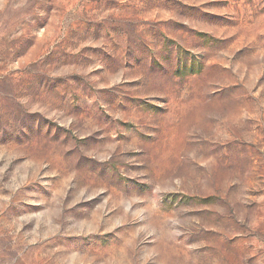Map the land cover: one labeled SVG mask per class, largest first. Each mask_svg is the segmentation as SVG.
Here are the masks:
<instances>
[{
	"label": "rangeland",
	"instance_id": "rangeland-1",
	"mask_svg": "<svg viewBox=\"0 0 264 264\" xmlns=\"http://www.w3.org/2000/svg\"><path fill=\"white\" fill-rule=\"evenodd\" d=\"M0 264H264V0H0Z\"/></svg>",
	"mask_w": 264,
	"mask_h": 264
}]
</instances>
